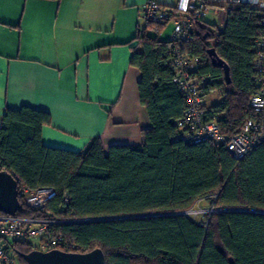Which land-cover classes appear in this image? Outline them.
Here are the masks:
<instances>
[{
    "label": "trees",
    "instance_id": "16d2710c",
    "mask_svg": "<svg viewBox=\"0 0 264 264\" xmlns=\"http://www.w3.org/2000/svg\"><path fill=\"white\" fill-rule=\"evenodd\" d=\"M261 33L258 11L237 4L221 29L193 20L182 43L183 52L198 60L195 74L206 78L205 94L219 93L208 115L216 116L225 134L237 133L253 116L252 60ZM132 43L129 62L140 71L138 98L151 123L141 131L140 145L105 150L92 138L81 151L47 146L41 138L51 121L47 111L28 105L5 111L0 171L17 181L16 215L70 220L52 225L50 233L78 246L75 252L100 248L105 264H229V257L234 264H264V213L255 211H264V142L236 160L212 141L184 140L176 125L185 98L172 81V42L145 29L137 30ZM210 48L228 64L229 84L212 65ZM21 186L50 187L56 195L40 212L27 207ZM205 197L215 208L246 210L215 211L201 222L167 214L189 210ZM81 219L89 220L75 221ZM6 249L19 264H26L22 254L34 250L30 241L10 242Z\"/></svg>",
    "mask_w": 264,
    "mask_h": 264
},
{
    "label": "crops",
    "instance_id": "0c3cea01",
    "mask_svg": "<svg viewBox=\"0 0 264 264\" xmlns=\"http://www.w3.org/2000/svg\"><path fill=\"white\" fill-rule=\"evenodd\" d=\"M144 2L0 0V119L28 105L51 116L41 132L47 146L81 151L92 138L105 150L140 145L151 123L127 42L140 30ZM210 13L221 29L222 15Z\"/></svg>",
    "mask_w": 264,
    "mask_h": 264
},
{
    "label": "built area",
    "instance_id": "2783aa9c",
    "mask_svg": "<svg viewBox=\"0 0 264 264\" xmlns=\"http://www.w3.org/2000/svg\"><path fill=\"white\" fill-rule=\"evenodd\" d=\"M246 4L255 8L259 14L262 33L254 43L252 60L253 91L249 97V106L253 116L247 118L237 133L228 135L220 130L217 118L208 115L209 106L205 102L206 78L195 74L197 58H192L182 50V43L189 40L193 31V20H203L213 11L222 15V24L232 6ZM143 16L152 27V31L161 34L160 26L171 24L172 42L170 61L173 68V83L185 98V107L176 125L182 131L186 141H212L225 149L236 159H242L252 148L264 142V0H175L173 5H164L160 0H145ZM27 207L44 211L48 201L56 192L50 187H41L28 191L20 187ZM185 215L191 211H183ZM89 219L75 220L86 221ZM91 220V219H90ZM70 220H56L45 217H22L0 213V264H19L15 255L6 249L14 241H30L34 250L48 251L60 249L75 252L78 246L68 244L61 234H51L50 227ZM74 221V220H73Z\"/></svg>",
    "mask_w": 264,
    "mask_h": 264
},
{
    "label": "water",
    "instance_id": "95a60500",
    "mask_svg": "<svg viewBox=\"0 0 264 264\" xmlns=\"http://www.w3.org/2000/svg\"><path fill=\"white\" fill-rule=\"evenodd\" d=\"M213 66L221 68L223 77L227 84L230 83V69L226 62L219 58L214 48L208 49ZM20 207L18 199L17 181L5 170L0 171V212L8 215H15ZM224 210H246V209H220ZM262 212L264 211H257ZM167 214H184L183 212ZM142 216V215H141ZM147 216V215H144ZM20 254V253H17ZM26 264H105V258L100 248H94L87 252H69L60 249L48 251L32 250L27 254H22ZM229 264H234L231 257L228 258Z\"/></svg>",
    "mask_w": 264,
    "mask_h": 264
},
{
    "label": "rangeland",
    "instance_id": "374dc122",
    "mask_svg": "<svg viewBox=\"0 0 264 264\" xmlns=\"http://www.w3.org/2000/svg\"><path fill=\"white\" fill-rule=\"evenodd\" d=\"M221 19V16L219 17V21ZM205 23H214L216 21H218V19L216 20L213 16L212 13L208 14L205 19H204ZM137 24L138 27L140 29V31H144L145 29L147 30V33L150 35H154L156 36L159 40H168V38L171 35L172 32V26L171 24H166L165 27L163 28L161 34H157L154 31H152L151 29V25L147 27V21L144 18L143 15L137 17ZM220 96L219 93L216 91H210L206 98H205V102L207 104V106H212L213 104H216L217 102H219L220 100ZM222 208H215L212 205V199L209 197H205L203 199H199L197 200L194 205L189 209V211H191V213H189L188 215L191 216L193 219H195L198 222H201L204 220V218L206 216H208L209 214H211L212 212H215L216 210H220Z\"/></svg>",
    "mask_w": 264,
    "mask_h": 264
}]
</instances>
